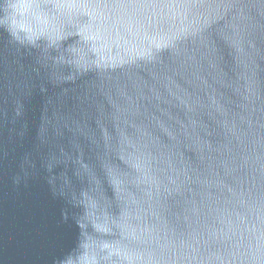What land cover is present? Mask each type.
<instances>
[{
	"label": "water",
	"instance_id": "water-1",
	"mask_svg": "<svg viewBox=\"0 0 264 264\" xmlns=\"http://www.w3.org/2000/svg\"><path fill=\"white\" fill-rule=\"evenodd\" d=\"M54 3L64 47L0 31V264L100 213L142 264H264V0Z\"/></svg>",
	"mask_w": 264,
	"mask_h": 264
},
{
	"label": "clouds",
	"instance_id": "clouds-1",
	"mask_svg": "<svg viewBox=\"0 0 264 264\" xmlns=\"http://www.w3.org/2000/svg\"><path fill=\"white\" fill-rule=\"evenodd\" d=\"M56 7L54 0H0V31L7 33L21 47L35 49L37 43L52 49L57 43L64 47L65 37L61 35L59 41L51 38L60 31L46 9ZM97 217L95 222L81 230L75 246L55 264H111L113 260L119 264H142L143 255L129 247L115 217L108 218L104 213ZM97 224L101 227L98 228ZM77 227L81 225L78 223ZM97 241L101 243L98 245ZM97 247L103 255L97 254Z\"/></svg>",
	"mask_w": 264,
	"mask_h": 264
}]
</instances>
